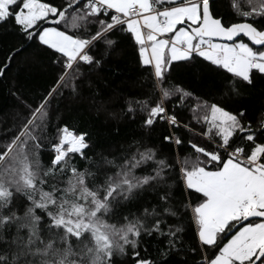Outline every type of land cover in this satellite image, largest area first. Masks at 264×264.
Returning <instances> with one entry per match:
<instances>
[{"label":"snow or ice","instance_id":"snow-or-ice-1","mask_svg":"<svg viewBox=\"0 0 264 264\" xmlns=\"http://www.w3.org/2000/svg\"><path fill=\"white\" fill-rule=\"evenodd\" d=\"M0 33V82L17 57L52 70L6 83L0 264H264V0H0ZM125 45L136 78L114 83ZM74 104L136 127L94 151Z\"/></svg>","mask_w":264,"mask_h":264},{"label":"trees","instance_id":"trees-1","mask_svg":"<svg viewBox=\"0 0 264 264\" xmlns=\"http://www.w3.org/2000/svg\"><path fill=\"white\" fill-rule=\"evenodd\" d=\"M16 43V37L12 33H0V63L4 62L5 57L8 55L10 47ZM126 48L125 56L113 60V67L109 68L104 75L111 78L114 83L126 79L131 81L136 78V70L131 58V49ZM20 58L17 57L12 67L8 70L5 81L0 82V121L9 117L11 108L14 106L15 101L7 94L6 83L15 77L18 84L23 85L31 92L40 93L48 87L49 81L52 77V70L44 71L40 66L31 68L23 67L19 63ZM181 78L189 79L186 72L180 73ZM216 81L217 78L213 73H206L200 77L195 86L201 90L209 99H218L216 95ZM107 92V90H105ZM261 103L259 92L253 94L245 93L239 98H234L227 101V105L231 109H237L242 106L255 110ZM64 105H61L63 109ZM113 107H118L114 104ZM65 117L74 121L80 128H87L93 133V142L97 145L94 151H101L108 143H114L117 146L124 143L125 140L130 138L131 131L135 125L129 126L126 121L113 119L107 112L97 113L90 110L86 104H74L71 113L65 112ZM119 126L121 129L119 136H114L112 130ZM184 153L182 152V155ZM78 163H83L79 161ZM151 251V246H149Z\"/></svg>","mask_w":264,"mask_h":264},{"label":"rangeland","instance_id":"rangeland-1","mask_svg":"<svg viewBox=\"0 0 264 264\" xmlns=\"http://www.w3.org/2000/svg\"><path fill=\"white\" fill-rule=\"evenodd\" d=\"M91 154V153H90Z\"/></svg>","mask_w":264,"mask_h":264}]
</instances>
